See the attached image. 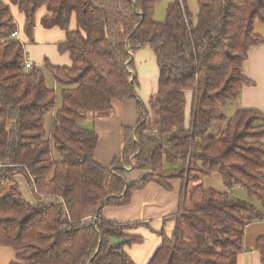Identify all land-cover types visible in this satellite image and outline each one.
Listing matches in <instances>:
<instances>
[{
	"label": "trees",
	"instance_id": "1",
	"mask_svg": "<svg viewBox=\"0 0 264 264\" xmlns=\"http://www.w3.org/2000/svg\"><path fill=\"white\" fill-rule=\"evenodd\" d=\"M159 2L0 0V248L15 252L10 264H134L124 247L143 238L129 232L148 225L110 222L103 208L125 207L150 184L169 191L171 180L184 187L217 173L227 191L240 188L247 199L199 183L201 201L173 217L170 239L158 232L162 243L147 264H236L245 228L262 221L264 114L228 115L226 108L252 85L242 69L249 49L263 44L254 25H264V0H197L195 17L185 0H174L157 23ZM10 5L23 14L30 40L36 13L45 8L40 24L64 30L57 48L70 67L44 61L26 68ZM144 49L157 60V91L148 107L138 100V123L123 128L121 156L101 165L94 160L98 135L78 121L111 111L113 100H137L133 55ZM43 70L59 92L46 87ZM214 123L223 125L217 137L208 135ZM126 168L143 176L129 184ZM21 175L34 205L21 193ZM111 237L126 242L114 245ZM255 250L264 264V239Z\"/></svg>",
	"mask_w": 264,
	"mask_h": 264
},
{
	"label": "crops",
	"instance_id": "2",
	"mask_svg": "<svg viewBox=\"0 0 264 264\" xmlns=\"http://www.w3.org/2000/svg\"><path fill=\"white\" fill-rule=\"evenodd\" d=\"M8 4V0H2ZM174 0H172L173 2ZM171 3L168 2V5ZM167 5V6H168ZM12 17L15 20L19 40L25 50V61L42 67L44 61H48L53 66L70 67L69 55L59 53L57 46L66 40L64 30L58 28L44 29L41 24V17L46 15L45 8L37 11L35 16V26L33 27V38L30 40L23 32L25 19L19 12L17 6L10 5ZM69 29H76L73 19ZM254 33L260 36L263 44L254 45L247 53V60L243 64L242 72L244 76L251 81V86H245L234 105V110L254 109L264 114V25L255 23ZM150 52V53H149ZM153 52L149 49L139 50L133 55L135 63V72L138 79L136 87L137 100L127 102H111L112 110L105 113L88 114L84 119L78 121V126L94 130L98 135V143L95 148L94 160L105 166H109L112 160L119 158L122 154V130L123 128H135L138 123L140 108L137 105L138 100L141 105L148 107V101L152 94L157 91L158 71L153 69ZM155 57V56H154ZM46 80V87L59 92V88L53 81V78L43 70ZM191 96H187L186 118L189 123V114L191 107ZM59 106V102H58ZM232 106H228L226 111H231ZM50 115L45 118V128H49ZM264 144V139L261 140ZM264 175V171H263ZM143 176V172L132 168H126L125 179L127 183H135ZM18 180V178H17ZM171 189L164 190L157 184H150L140 191L133 193L131 201L125 207H105L102 211V217L108 221L119 223H145L148 228L129 232L131 235L143 238L141 244H135L124 247L134 264H147L157 247L162 243V237L158 232L163 230L165 237L171 238L177 222L173 219L175 215L182 211L190 210L201 201V192L195 193L194 188L201 184L204 190H215L218 192H227L236 198L237 191L226 190L223 185L222 177L213 173L210 177H200L198 182L182 185L180 180H171ZM240 189V188H237ZM243 191V190H242ZM240 195V194H239ZM238 199V198H236ZM241 200V199H240ZM36 204V201H35ZM172 218V219H171ZM259 238L264 239V222L259 221L248 225L244 231L243 252L237 255L236 264H261L260 256L255 250ZM15 252L11 248H0V264H10L15 261Z\"/></svg>",
	"mask_w": 264,
	"mask_h": 264
},
{
	"label": "rangeland",
	"instance_id": "3",
	"mask_svg": "<svg viewBox=\"0 0 264 264\" xmlns=\"http://www.w3.org/2000/svg\"><path fill=\"white\" fill-rule=\"evenodd\" d=\"M172 2V0H161V2L157 3L155 5L154 8V20L157 23H163L165 21V11L168 5V2ZM186 1V5L188 8L189 13L195 17L197 14V10H198V4H197V0H185ZM150 53V52H149ZM152 55V53H151ZM154 63H153V69H156V65H157V60L155 59V57L152 55ZM138 80V79H137ZM139 82V81H137ZM152 96H154V93L152 94ZM59 102V100H58ZM233 109L231 111H228V115H232L235 112V108L232 105ZM260 126V125H259ZM223 129V125L221 123H214L212 125V128L209 130V136H215L217 137L220 133V131ZM18 182L20 185V190L21 193L23 195V197H25V200L29 203L34 205L35 204V196H33L31 187L29 185V183L27 182L26 178L21 176H18ZM234 191H237V194L235 195L236 198L238 199H247V195L245 191H242L241 189H237L235 188ZM240 194V195H239Z\"/></svg>",
	"mask_w": 264,
	"mask_h": 264
},
{
	"label": "water",
	"instance_id": "4",
	"mask_svg": "<svg viewBox=\"0 0 264 264\" xmlns=\"http://www.w3.org/2000/svg\"><path fill=\"white\" fill-rule=\"evenodd\" d=\"M110 243L114 244V245H121L124 244L126 241L123 239H117L115 237H111L109 238ZM99 249V248H98Z\"/></svg>",
	"mask_w": 264,
	"mask_h": 264
},
{
	"label": "built area",
	"instance_id": "5",
	"mask_svg": "<svg viewBox=\"0 0 264 264\" xmlns=\"http://www.w3.org/2000/svg\"><path fill=\"white\" fill-rule=\"evenodd\" d=\"M12 37L13 38H16V39L17 38L19 39V34L16 33V32H14L13 35H12ZM25 63H26V68H31L32 67V64L31 63H29L27 61H25ZM262 221L264 222V215H263Z\"/></svg>",
	"mask_w": 264,
	"mask_h": 264
}]
</instances>
